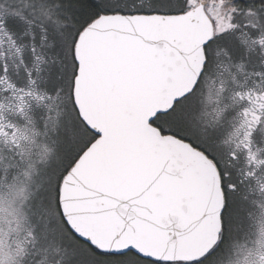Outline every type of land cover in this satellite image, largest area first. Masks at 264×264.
Instances as JSON below:
<instances>
[{
    "label": "snow or ice",
    "instance_id": "1",
    "mask_svg": "<svg viewBox=\"0 0 264 264\" xmlns=\"http://www.w3.org/2000/svg\"><path fill=\"white\" fill-rule=\"evenodd\" d=\"M0 264H264V0H0Z\"/></svg>",
    "mask_w": 264,
    "mask_h": 264
}]
</instances>
